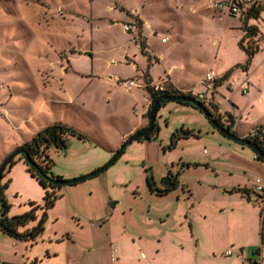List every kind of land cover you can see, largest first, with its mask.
Wrapping results in <instances>:
<instances>
[{"label":"rangeland","instance_id":"374dc122","mask_svg":"<svg viewBox=\"0 0 264 264\" xmlns=\"http://www.w3.org/2000/svg\"><path fill=\"white\" fill-rule=\"evenodd\" d=\"M215 2L0 0V104L8 108L1 110L9 112L16 121L13 124L0 118V137L15 132L23 138L40 125L62 121L86 132L90 140L70 136L65 149L51 146L48 149L49 157L53 160L51 172L71 178L103 166L114 154L108 148L117 147V150L122 145V135L136 123L144 101V90L140 86L129 89L120 84V79L117 82L106 76L120 74L125 79L140 83L138 75L141 69L146 68L144 54L149 56V63L153 60L149 46L161 56L167 67L175 65V73L181 77L186 71L189 78H197L210 68L220 69L229 61L243 58L245 52L239 47L237 38L240 32L238 25L243 18L227 11L221 12ZM128 22L136 27L133 33L122 28V23ZM166 37L168 40L163 42ZM215 38L220 41V47L213 44ZM250 42L257 51L260 43L264 49L263 35L245 38L243 44L249 46ZM158 56H155L157 60ZM147 71L148 67L143 72L145 85ZM154 71L158 73L161 69L158 66ZM251 75L256 80V87L259 84L263 90L264 50L258 52ZM160 82L163 87H167L168 82ZM236 97L242 109L245 112L249 110L250 115L248 119L243 118V124L250 125L255 121L256 113L264 111V103L251 107L247 103L249 98L240 89L236 90ZM199 99L210 108V101L202 97ZM228 115L221 114L224 126L230 123ZM146 118L148 124V116ZM156 120L160 126L156 138L133 141L106 170L79 183L76 191L78 196H75L78 206H72L69 210L65 201H58L56 207L48 211L41 238L28 246L25 254L21 251V244L14 248L12 244L6 243L3 240L6 235L0 231L1 255L13 260L19 257L17 264H31L35 257L27 259L26 253L33 252L38 259H43L49 249L46 245L52 244V247L58 246V251L46 261L47 264H115L117 256H111V249L118 247L117 240L113 238L117 234L115 231L121 230L122 224L117 216L114 217L110 224L111 232L105 235L106 226L96 220L105 212L99 203L104 201V197L110 196L109 212L111 203L117 201H121L116 204L117 209L125 207L126 210H135L138 204L145 205L147 209V205H150L156 221L162 220L158 213L168 206L172 212L170 215L164 213L165 227L177 230L178 244L182 243L184 248L173 250L166 259L167 264H192L197 257L189 238V219L181 218L175 212L177 203L151 192L146 179L152 175L159 185H164V178L172 169L181 184L187 183L197 193L202 192V184L207 183V178H215L212 168L206 167L204 161H210L211 156L217 154L219 162H230L231 153H226L228 144L238 148L244 144L225 136L200 109L191 105L188 107L176 100H167L159 108ZM18 124L21 130H18ZM184 124L198 136H180L177 131ZM172 139L176 145L169 148ZM244 147L252 152L250 147ZM243 156L257 161L251 156ZM188 159L199 164L187 167L184 161ZM17 162L21 164L23 161L18 159ZM260 163L264 168V162ZM15 168L14 182L6 189V196L12 204L9 212L11 216L29 210L30 201L43 202L42 198H31L37 195L36 185L24 179L21 168ZM218 168L225 169L226 166L220 163ZM81 169H87L88 172H79ZM259 172L257 170L256 174L250 170L251 175H258ZM261 173L264 176V172ZM178 191L185 199L189 196L187 188L182 191L180 186ZM232 203L239 219H231L233 213L229 208L227 216L215 220L213 228L216 231V243L211 226L203 227L204 235L200 236L201 220L197 221L196 234L200 237L198 249L201 254L204 253L207 261L217 260L221 264L259 262L261 255L254 250L257 248L254 243L260 238L259 222L251 217L252 208L247 204ZM210 210L208 214L212 218ZM126 229L132 231L130 225ZM67 234L73 235L75 242L70 240L67 244L63 243L66 240L57 241L56 238H66ZM232 241L246 245L242 258L237 255L240 248L231 245ZM212 247H215L218 256L223 257H210ZM225 249L233 250L234 254H222L228 251ZM138 259L140 256L135 255L126 261L136 264Z\"/></svg>","mask_w":264,"mask_h":264},{"label":"crops","instance_id":"0c3cea01","mask_svg":"<svg viewBox=\"0 0 264 264\" xmlns=\"http://www.w3.org/2000/svg\"><path fill=\"white\" fill-rule=\"evenodd\" d=\"M261 2H264V0H260ZM222 12V11H221ZM225 12V11H224ZM251 24H256L259 27V35L264 36V11H262L261 16L258 19H250ZM242 22L238 25V29H240V32L238 34V41L240 38L244 35V31L241 28ZM219 40L218 38H215L213 40V44L215 46H219ZM149 36H148V44H149ZM260 50H264L262 47V43L259 45V50L255 53V55L252 58L251 64L249 65V68L244 70L242 67H237L236 64H243L246 61L247 54L243 55L242 59L239 60H233L229 61L225 66H223L220 69L210 68L205 73H203L201 76L197 78H193L190 76L188 72H183L182 75L184 77H181L180 75H176L175 70L177 68L175 65H172L171 67H167L165 63H163L161 56H158L154 51L151 50L149 46V51L153 56V60L151 63H149V57L144 54L145 61L144 64L146 68L148 67L149 77L151 78V83L153 85H157L160 81H166L169 84H171L173 87L178 89L179 91L183 93H192L196 97H202L204 99H207L208 102L212 101L218 105V112L221 114L230 113L235 116V123L233 126V130L235 133H237L240 136H246L248 133H250L251 129L254 127L264 125V111H259L256 113V116L254 118L255 121L251 122L250 125L243 124V118L245 117L248 119V116L250 115L249 110L245 112L244 109H242L240 103L237 100L236 97V90L240 89V91L244 92L247 97L249 98L248 105L251 107H255L257 104H263L264 103V86L263 90H261V87L259 84H257L258 88L256 87V80L252 77L251 71L253 67L255 66L257 62V55ZM244 51V50H242ZM245 52V51H244ZM155 56H158L159 60L156 59ZM129 57V56H128ZM160 67L161 71L158 73H155L154 68ZM145 68V70H146ZM232 69L231 74L229 77L225 80H223L221 83L214 85L213 88H208L206 83L204 82L205 74L209 70H215L220 76H222L225 72H227L229 69ZM142 72L140 75H138L139 85L132 86L138 87L140 86L142 88L144 93V101L141 103V107L139 109V113L137 116L136 123L130 127L127 131H125L122 135V142L126 140L132 133L140 130L141 128L145 127L147 124V118L146 113L148 111L151 98L150 94L147 91L146 87L144 86V78H143V72L144 69H141ZM180 74V72H179ZM100 77V76H99ZM107 78H114V81H117L123 78L120 74H115L114 76H106ZM188 77V79H187ZM142 78V80H141ZM130 87L129 89H132ZM12 94V92L10 93ZM223 102V103H222ZM5 105L0 104V118H5L8 121H12L13 124H16V121L13 120L10 113L7 111H2L1 108L8 109ZM190 105H188L189 107ZM185 108V107H184ZM188 109V108H186ZM245 113V115H244ZM4 121V120H3ZM49 124V123H48ZM40 125L35 129L33 133H29V136L21 138L20 136H17L15 132L13 134H5L2 135L0 138V165L4 158H6L11 152H13L18 146L22 145L26 141L30 140L32 136L41 128L48 125ZM20 124H18V130H21ZM183 128H190L185 127V124L182 125ZM191 129V128H190ZM262 138L264 139V128L262 131ZM230 139V138H229ZM232 140V139H231ZM234 141V140H232ZM236 142V141H234ZM176 143V142H175ZM240 143V142H237ZM242 144V143H240ZM243 145V144H242ZM243 145L241 148H238V146L234 144H228V148L226 149V153H231L230 162H219L217 159V154L212 155L210 161H204L206 164V167L212 168V172L214 173L213 179L207 178V183L202 184L204 187V190L202 192L197 193L192 187H190L187 183H180V179L178 176H176L172 169H169V172L167 175H170L172 180L175 183V189H172L171 191L164 193V194H158V196L162 197V199L166 198L171 202L177 203L176 204V211L181 216V218L185 217L186 219H189L190 222V228H191V235L189 236L190 241L193 242V249L194 253L196 255V260L192 264H221L217 260H210L207 261L206 257L203 254L200 253V250L198 249L200 247L199 239L200 237L196 234V224L197 221L201 220V225H199L200 230V236L203 234V227H212L213 232V240L214 243H216V237L213 226L216 225L215 220L218 218H221L223 216H227V210L229 208L232 209V215L230 216L231 219L238 220L239 216L235 213V206L233 202H239L241 204H247L249 207L252 208V215L251 217L254 220H257L258 227H259V233L258 236L260 237L256 243H254V246L257 247L255 252H258L261 255V260L257 262L256 260L253 261L251 264H264V201L258 198L257 193L254 190L255 180L257 178L261 179V182L264 184V176H262L261 172H264L263 165L260 163L259 158H257L256 152L252 150V152H249L245 149ZM249 147V146H247ZM117 147H110L108 148L109 152H115ZM224 151V149H223ZM243 154L247 156L253 157V159L259 161H251L247 157L243 156ZM189 161H184V164L187 167H190L192 165L199 164L197 161H191V159H188ZM194 160V159H193ZM234 160V161H233ZM23 161V160H22ZM195 162V163H192ZM21 164H18L16 162L15 165L11 167L9 172L6 173L5 179L10 178V184L8 187L11 186V182H14V170L13 167L16 166L17 169L21 168L24 174V179L26 181H32L36 185V194L35 197H31L33 199L39 200L40 198L43 199L44 196V189L40 185V183L37 181L35 177H33L29 171L26 168V164L23 162H20ZM223 164L226 166L225 169L218 168V164ZM15 168V170H17ZM250 170L256 172L257 170L260 171L258 175H254L250 173ZM82 173L88 172L87 169H81ZM77 174V173H73ZM72 173L68 176H71ZM98 176V175H97ZM254 176V177H253ZM96 177V176H93ZM80 183V182H79ZM77 184H68L65 185L62 189V197H60L58 201H65L66 205L69 210L72 209V206H78L77 205V199H75V196H78L76 194L77 187L79 185ZM157 187L163 188L166 187L164 185H159L155 181ZM182 186V191H185V188H187L188 195L186 199L183 197L182 193L178 191L179 187ZM241 187L248 191L249 196L245 195L241 191H234V188ZM149 188V187H148ZM150 190V189H149ZM151 191V190H150ZM154 192V191H151ZM40 196V197H39ZM42 196V197H41ZM109 198L110 196L104 197V201L99 203V206L102 210H105L103 215L98 217L96 220L98 222H101L100 224L105 225L106 228L104 229L105 235L110 234V224L114 217L117 216V220L120 221L122 224V228L119 232L115 231L117 234L114 236V240L118 242V247H114V249H111V256H117V262L112 259L113 262H116L115 264H128L126 260L128 258L130 259L131 256H140V259H138V263L136 264H167L166 259L170 257V253L175 250L179 251L180 249H183L184 246L182 243L178 244V238L176 234V229L171 228L168 229L165 227V221L163 220L164 213L167 215H170L172 210L167 206L164 209H162L161 213H158V217L162 220L156 221L154 218V215L151 214L150 205H147V209L145 205L138 204L135 206V210L130 209L126 210L125 207H121L117 209V205L121 201L114 202V206L110 205L111 212H109V209L107 208L109 205ZM42 203V202H41ZM89 206L91 203V199H88ZM233 205H232V204ZM53 207V209L56 207ZM256 204L258 206H256ZM211 206V207H210ZM210 210V213L212 215V218H209L208 210ZM258 209V211H257ZM50 210V209H49ZM48 210V211H49ZM52 210V208H51ZM142 212L141 214L139 212ZM234 211V212H233ZM148 212V213H147ZM159 212V211H158ZM257 212L259 215H257ZM235 213V214H234ZM41 214V213H39ZM154 214V213H153ZM186 214V215H185ZM222 214V215H220ZM36 222H32L29 226L34 225ZM132 228V231H127L126 226H129ZM114 232V233H115ZM199 233V232H198ZM43 234V233H42ZM41 234V236H42ZM3 237V240L8 243L12 244L14 248H17L19 244H21L22 248L21 251L27 252V247L32 246L28 241L16 239L14 237H11L7 234ZM204 235V234H203ZM41 236L38 238V240L41 238ZM57 241H64L63 243H70V240H73L75 242L74 236L71 234H67L65 237L56 238ZM37 240V241H38ZM182 242V241H181ZM37 243V242H36ZM35 244V243H34ZM231 245L238 246L240 248V252H242L245 249L246 245L242 242H235L232 241ZM180 248L178 249V247ZM46 247L49 249L46 251V254L43 255V259H38L37 256H35V253L28 252L26 253L27 259L33 258V261L31 264H40V262L43 264H47L46 262L50 257L55 255L58 251V246L52 247V244H47ZM228 249H225V251ZM114 251V253H113ZM127 251V252H125ZM238 252V251H237ZM224 255H228L227 251L222 253ZM234 254V253H233ZM4 254L1 255L0 253V264H17L20 260L17 258V260L10 259L8 257H3ZM210 257L213 259H218V257H223V255L218 256V253L215 249V247H212V249L209 251ZM232 255V254H231ZM24 256V255H23ZM230 256V255H228ZM202 257V258H201ZM142 259V260H141ZM19 260V261H18ZM131 264H134L133 262ZM191 264V263H190Z\"/></svg>","mask_w":264,"mask_h":264},{"label":"trees","instance_id":"16d2710c","mask_svg":"<svg viewBox=\"0 0 264 264\" xmlns=\"http://www.w3.org/2000/svg\"><path fill=\"white\" fill-rule=\"evenodd\" d=\"M262 11H264V2L261 3L256 0L244 13L240 15L243 18L241 28L244 31V35L238 41V45L242 50L245 51V53L247 54V58L243 64H236V66L242 67L244 70L249 68L252 58L257 52V48H254L252 46V42L248 44L249 46H245L243 44V41L245 40V38L251 39L257 36L260 32L259 27L256 24L249 23V21L250 19H258L261 16ZM232 69L233 68L229 69L220 78H218L214 82V85H217L221 83L223 80L227 79L229 75L231 74ZM145 75L148 76L145 87L147 91L149 92L150 98H151V102H150L148 111L146 113V116H148L149 111L151 109V105L158 96L163 95V94L183 93L179 91L178 89H176L175 87H173L169 83L166 88L163 87L162 89H157L155 86H152L150 84L152 80L149 77L148 71L145 73ZM187 94L193 95L192 93H187ZM166 102H167L166 99H162L160 107ZM179 102L182 104L191 105L197 108L195 105H193L192 103L188 101H179ZM208 104L210 105L209 109L212 112V115L215 118H217L221 124H223L221 120V114L218 112V105L212 101H210ZM228 117L230 119V123L225 124V127H227L229 130L234 132L233 130V126L235 123L234 117L230 113ZM145 127L141 128L140 130H143ZM260 127L264 128V125H260ZM159 131H160V126L157 120H155L154 128L146 137H143V138H146V139L156 138ZM177 133H179L180 136L182 137L198 136V134L193 129H190V128L181 127L177 131ZM174 135H176V133ZM70 136H75L84 141L90 140V137L86 132L81 131L78 128L68 123H65L62 121H55L53 123H50L44 126L40 130H38L32 136L30 140L18 146V147L22 146L26 149L31 160L28 161L24 154H19L11 162H9L5 168L2 179L0 181V231L1 232L11 237H14L16 239L28 241L31 244H34L37 242L38 238L41 236V234L44 231L45 222L48 216V210L53 208L57 200L60 197H62L63 195L62 189L65 186L62 184H58L54 181L55 179H62L63 177L60 175H54V173L51 172L53 160L49 157L48 149L51 146H55L60 149H65L67 147ZM143 138H140V139H143ZM126 140H124L123 143ZM253 140L257 141L264 149V139L263 138L256 137V138H253ZM128 145L129 144H127L124 147V149L122 150V153L125 151V148ZM174 145H176V143L172 139V141L169 144V148H172ZM257 158L261 160L260 156L258 155H257ZM18 159L20 160L22 159L24 161L29 173L33 177H35L37 181L41 184V186L44 189V196H43L42 203H39L37 201H30L29 210L21 214L11 216L9 212H10L12 204L6 196V189L8 188L11 179L8 178L5 181H3V179L6 176V173L9 172L11 167L18 161ZM146 182H147V186L149 187V189L158 194H164L172 190V188H169V187H163V188L157 187L152 175H149L147 177ZM233 190L241 191L245 195L249 196L248 191L244 188L237 187V188H234ZM40 210H41V214H39ZM34 221H36V223L32 226H29Z\"/></svg>","mask_w":264,"mask_h":264},{"label":"water","instance_id":"95a60500","mask_svg":"<svg viewBox=\"0 0 264 264\" xmlns=\"http://www.w3.org/2000/svg\"><path fill=\"white\" fill-rule=\"evenodd\" d=\"M176 100V101H188L195 105L197 108H199L211 121V123L218 128L220 132H222L225 136L228 138L240 142L242 144H245L252 148L258 156H260L261 160L264 162V149L262 146L255 140L250 139L245 136H240L237 133L229 130L227 127H225L223 124L219 122L217 118H215L212 115V112L210 111L207 104H205L201 99L197 98L196 96L187 94V93H179V94H163L158 96L152 103L151 109L148 114V124L143 130H138L134 133H132L127 140L114 152L112 157L109 159L107 163H105L103 166L89 172L86 174L78 175L71 178H62V179H55L54 181L58 184L62 185H68V184H77L81 181L86 180L87 178L97 176L104 170H106L110 165H112L120 156L122 153V150L127 144L132 143L135 140H139L140 138L146 137L154 128L155 120L157 117L158 110L161 105V100ZM24 154L28 161L31 160L29 154L27 153L26 149L24 147H18L13 152H11L2 162L0 165V181L2 179L3 173L5 171L6 166L9 162H11L17 155ZM164 186L175 189V183L172 181V178L170 175H167L164 178ZM111 206H114V202L111 203Z\"/></svg>","mask_w":264,"mask_h":264},{"label":"built area","instance_id":"2783aa9c","mask_svg":"<svg viewBox=\"0 0 264 264\" xmlns=\"http://www.w3.org/2000/svg\"><path fill=\"white\" fill-rule=\"evenodd\" d=\"M256 0H216L215 6L220 10V11H227L231 14L235 15H241L244 13ZM122 28L129 32L133 33V31L136 30V27L134 24L131 22L128 23H122ZM168 40V37L163 38V42H166ZM221 76L215 71V70H209L204 77V82L206 83L208 88H213L214 87V82L220 78ZM120 84L126 86L127 88H130L135 85H139L134 79H122L120 80ZM157 89H162L163 84L159 82L156 86ZM262 131L263 128L260 126L254 127L251 129L250 133L246 136L250 139L253 138H262ZM254 190L257 193V196L259 199L264 201V184L261 182L260 178H257L255 180V185H254ZM233 250H228L227 254L231 255L233 254ZM237 255L239 257L242 256V252H237Z\"/></svg>","mask_w":264,"mask_h":264},{"label":"flooded vegetation","instance_id":"af4514ba","mask_svg":"<svg viewBox=\"0 0 264 264\" xmlns=\"http://www.w3.org/2000/svg\"><path fill=\"white\" fill-rule=\"evenodd\" d=\"M172 180H174V179L172 178Z\"/></svg>","mask_w":264,"mask_h":264}]
</instances>
